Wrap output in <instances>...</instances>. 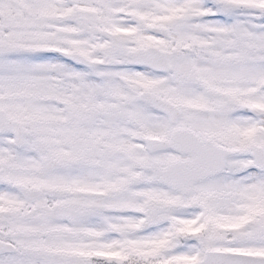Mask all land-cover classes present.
<instances>
[{"label":"snow or ice","instance_id":"6c2138e0","mask_svg":"<svg viewBox=\"0 0 264 264\" xmlns=\"http://www.w3.org/2000/svg\"><path fill=\"white\" fill-rule=\"evenodd\" d=\"M0 264H264V0H0Z\"/></svg>","mask_w":264,"mask_h":264}]
</instances>
